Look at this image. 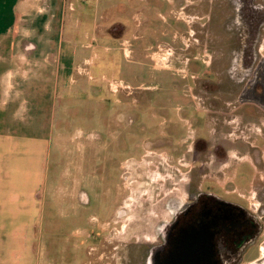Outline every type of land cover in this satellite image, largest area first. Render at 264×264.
I'll return each instance as SVG.
<instances>
[{"label":"rangeland","instance_id":"rangeland-1","mask_svg":"<svg viewBox=\"0 0 264 264\" xmlns=\"http://www.w3.org/2000/svg\"><path fill=\"white\" fill-rule=\"evenodd\" d=\"M117 1H122L127 9L122 12L120 7L113 8L110 18H122L124 20L121 22L130 23L132 28L129 18L137 15L138 18H146L141 33H152L151 28L156 29V37L147 38L151 39L152 46L157 50L150 57L162 68L156 75L164 81L158 90L143 91L136 87L131 72L127 71V67L131 66L128 59L135 57L131 31L126 35L131 41L130 54L127 55L123 48L120 52L107 54L104 47L97 48L92 39L80 40L87 43V50H83L81 56L78 55V59L87 58L84 60L85 69L74 73L73 82L68 83L74 91L84 90V93L76 94L69 100L64 99L69 109L65 111L64 120L60 119V125L64 127L66 148L69 149H66L67 157L72 156L80 161L81 186L87 196V203L76 218L67 216L64 233L81 230L83 259H88L90 253L94 260L97 259L93 264H122V257L127 253L123 245L157 238L159 230L148 228L146 223L151 224L153 220L156 222L158 218L167 217L170 212L169 205L166 206L168 201L174 199L177 206L181 205L189 197L188 190L194 187L241 204L259 214L262 234L245 252L241 264L255 261L264 264V163L259 152H245L244 149L238 153L239 156H251L255 167L240 157L231 160L229 155L237 151L228 147L229 143L236 142L238 138L235 137L252 139L255 129L249 133L243 131L242 127H221L222 132L230 131L226 135L227 140L219 139L224 136L214 134L218 131L212 126L217 121V112L209 118L207 112L198 110L204 108L207 111V108L202 94L204 87L196 82L198 77L210 73L211 62L217 72L218 52H228L238 44L239 39L244 53H250L255 48L260 58V54L264 53V0H115L112 3ZM87 4L91 9L95 0H87ZM239 10H242L241 16L238 15ZM242 16L250 18L252 27L250 25L242 30L240 24L234 22V18ZM64 57L62 64L67 67V72L62 74L66 75L72 58L68 55L64 60ZM187 58L198 65L191 73V65L186 64ZM112 61L113 65L110 63ZM224 62L225 55L222 56L221 64ZM239 66L242 67L240 63ZM254 69L249 80H242L241 85H246L242 91L241 86L228 80L224 79L219 85L216 81L210 87L215 99L211 98L213 102L207 104L208 109L213 107V110L220 111L227 105L223 101L237 97L233 96L236 90L239 96L244 92L241 99L260 105L259 111L255 109L256 116L252 120L257 121L256 126L262 128L264 60H257ZM190 77L196 82L195 96L202 100L199 101L198 109L190 97L191 85L194 88ZM215 79L219 82L217 74ZM112 82L113 86L110 87ZM52 88L43 87L42 90L55 97ZM41 91L38 92L40 96L43 95ZM119 91L129 94L127 98L123 96L122 104L116 100L124 95ZM155 93L163 98L159 103L152 102ZM46 99L41 104L45 109L53 106L50 102L46 104ZM218 99L220 104H217ZM235 104L241 105L239 112L246 108L239 100ZM179 105L181 108L178 110ZM117 112L119 116H116ZM123 113L124 118L121 117ZM43 121L46 122L45 119ZM193 136L204 139V146L209 149L204 155L194 151L191 164L185 149L190 146ZM256 137L257 145L260 146L262 140ZM219 143L229 149L224 151L220 146L218 148ZM173 147L179 149L177 157L171 156L175 152ZM205 158H209L207 165ZM196 159H200L203 164L200 165ZM55 160V155L50 153L48 161L51 175L57 170L53 167ZM222 170L229 174L222 175ZM206 174H210V178ZM116 206L126 208V218H110Z\"/></svg>","mask_w":264,"mask_h":264},{"label":"crops","instance_id":"crops-1","mask_svg":"<svg viewBox=\"0 0 264 264\" xmlns=\"http://www.w3.org/2000/svg\"><path fill=\"white\" fill-rule=\"evenodd\" d=\"M112 2L115 0H95L90 9L87 0H0V264H93L97 260L90 253L88 259H83L80 229L64 233L67 216L76 218L87 203L81 186L80 161L72 156L67 157L69 149L66 148L64 127L60 125V119L64 120L65 111L69 109L64 99L69 100L76 94L84 93V90L74 91L68 83L73 82L74 73L85 69L87 58L78 59V55L84 54L87 43L80 40L92 39L97 48L103 46L107 54L120 52L121 48L124 53L127 51L130 54L131 41L126 35L131 31L135 57L128 59L131 66L127 67V71L131 72L136 87L143 91L158 90L164 81L156 75L162 68L150 57L157 50L152 46L151 39L147 38L156 37V29L151 28L153 34L141 33L146 18H138L137 15L129 18L132 28L130 23L121 22L124 20L122 18H110L113 8L120 7L122 12L127 9L122 1ZM240 44L239 39L238 44L228 52H218L217 72L211 62L210 73L197 78L196 82L204 87L202 94L206 99L207 111L198 109L201 98L194 94L196 82L192 77L190 80L194 88L191 85L190 97L196 109L207 112L209 118L217 112V121L212 126L218 131L214 134L224 136L219 139H226L230 131L222 132L221 127H242L243 131L249 133L255 129L252 139L235 137L238 138L236 142H228L231 145L228 147L237 151L229 155L231 160L240 157L238 153L244 149L245 152H259L264 163V124L260 128L256 126L257 121L252 120L256 116L255 109H260L259 104L241 99L244 92H240V97L236 90L233 96L237 97L223 101L227 105L220 111L207 107L215 99L210 87L216 81L219 85L224 79L228 80L241 86L242 91L246 86L241 85L242 80H249L256 69L254 64L257 60H264V53L258 59L255 48L250 53H244ZM68 55L72 59L65 75L62 72H67V67L62 64V58ZM224 55L226 62L221 64ZM186 61L188 66L191 65L190 73L198 67L190 58ZM110 63L113 65V61ZM216 74L219 82L215 79ZM50 86L56 93L55 97L42 90ZM40 91L44 96H40ZM119 92L124 95L116 100L122 104L123 96L127 98L129 94ZM45 99L48 101L46 104L50 102L53 105L51 109L41 105ZM162 100L159 94L152 95V102ZM238 100L242 106H246L243 112L238 111L241 105L235 104ZM219 102L218 99L217 104ZM180 108L179 105L177 109ZM119 114L117 112L116 116ZM121 117L124 118V113ZM256 136L262 140L260 146L257 145ZM195 139L193 136L192 142ZM219 146L224 151L229 149L220 143ZM50 153L57 159L53 162L57 170L52 175L48 161ZM240 158L256 166L251 156ZM204 161H207V165L209 158ZM227 174L226 170H222V175ZM207 176L210 178V174Z\"/></svg>","mask_w":264,"mask_h":264},{"label":"flooded vegetation","instance_id":"flooded-vegetation-1","mask_svg":"<svg viewBox=\"0 0 264 264\" xmlns=\"http://www.w3.org/2000/svg\"><path fill=\"white\" fill-rule=\"evenodd\" d=\"M238 15H242V10H239ZM234 22L239 23L242 30L250 25L252 27L250 18H234ZM191 143L193 145L190 144L188 148L186 146L185 150L192 164L194 151L204 155L207 146H204L205 140L201 138ZM172 150L175 152L171 156L177 157L179 149L173 147ZM196 160L200 165L203 164L200 159ZM188 196L179 206L174 199H170L166 205L170 209L167 217L158 218L156 222L153 220L151 224L146 223L148 228L159 230L157 238L145 239L141 244L138 243L140 240H136L135 244L123 245L127 253L122 257V264L242 263L245 252L262 234L259 214L198 188L188 190ZM115 217L126 218V208L116 206L110 218ZM139 246L142 248L134 249Z\"/></svg>","mask_w":264,"mask_h":264},{"label":"built area","instance_id":"built-area-1","mask_svg":"<svg viewBox=\"0 0 264 264\" xmlns=\"http://www.w3.org/2000/svg\"><path fill=\"white\" fill-rule=\"evenodd\" d=\"M158 49L160 50V48L158 47ZM125 54L127 55V51H125ZM114 85H116V84H114ZM113 86V82L110 84V87H112ZM116 88H117V86H116Z\"/></svg>","mask_w":264,"mask_h":264},{"label":"trees","instance_id":"trees-1","mask_svg":"<svg viewBox=\"0 0 264 264\" xmlns=\"http://www.w3.org/2000/svg\"><path fill=\"white\" fill-rule=\"evenodd\" d=\"M242 14H243V13H242ZM245 17L248 18L247 16H242V18H245Z\"/></svg>","mask_w":264,"mask_h":264},{"label":"bare ground","instance_id":"bare-ground-1","mask_svg":"<svg viewBox=\"0 0 264 264\" xmlns=\"http://www.w3.org/2000/svg\"><path fill=\"white\" fill-rule=\"evenodd\" d=\"M169 54V53H168Z\"/></svg>","mask_w":264,"mask_h":264}]
</instances>
